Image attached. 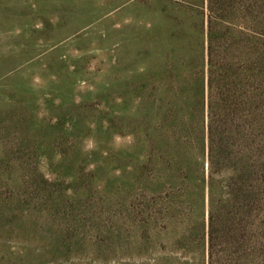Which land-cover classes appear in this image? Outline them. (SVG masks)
<instances>
[{
	"label": "rangeland",
	"instance_id": "374dc122",
	"mask_svg": "<svg viewBox=\"0 0 264 264\" xmlns=\"http://www.w3.org/2000/svg\"><path fill=\"white\" fill-rule=\"evenodd\" d=\"M247 5H216L218 51L264 39ZM208 20L206 0H0V264H208Z\"/></svg>",
	"mask_w": 264,
	"mask_h": 264
},
{
	"label": "trees",
	"instance_id": "16d2710c",
	"mask_svg": "<svg viewBox=\"0 0 264 264\" xmlns=\"http://www.w3.org/2000/svg\"><path fill=\"white\" fill-rule=\"evenodd\" d=\"M206 1L207 74L201 105L206 106L207 116L208 264H264L262 27L258 25L257 34L251 36L240 31L235 54L218 51L219 43L228 42V33L222 32L213 16L223 0ZM239 1L247 8L249 0ZM250 1L259 17L264 0ZM218 174L222 180H217Z\"/></svg>",
	"mask_w": 264,
	"mask_h": 264
}]
</instances>
